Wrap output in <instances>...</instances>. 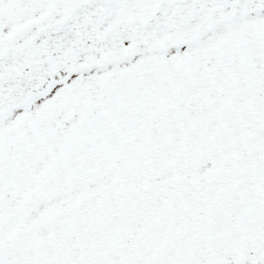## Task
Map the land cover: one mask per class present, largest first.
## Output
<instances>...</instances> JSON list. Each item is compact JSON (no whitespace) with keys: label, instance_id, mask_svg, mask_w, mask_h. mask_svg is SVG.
Masks as SVG:
<instances>
[{"label":"snow or ice","instance_id":"snow-or-ice-1","mask_svg":"<svg viewBox=\"0 0 264 264\" xmlns=\"http://www.w3.org/2000/svg\"><path fill=\"white\" fill-rule=\"evenodd\" d=\"M0 264H264V0H0Z\"/></svg>","mask_w":264,"mask_h":264}]
</instances>
